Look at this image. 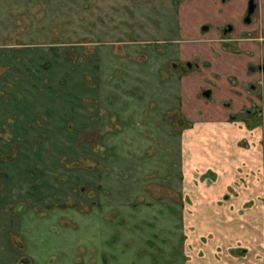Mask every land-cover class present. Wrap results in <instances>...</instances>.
Returning a JSON list of instances; mask_svg holds the SVG:
<instances>
[{"label":"rangeland","instance_id":"obj_1","mask_svg":"<svg viewBox=\"0 0 264 264\" xmlns=\"http://www.w3.org/2000/svg\"><path fill=\"white\" fill-rule=\"evenodd\" d=\"M180 2L0 0V264H189Z\"/></svg>","mask_w":264,"mask_h":264},{"label":"crops","instance_id":"obj_2","mask_svg":"<svg viewBox=\"0 0 264 264\" xmlns=\"http://www.w3.org/2000/svg\"><path fill=\"white\" fill-rule=\"evenodd\" d=\"M249 1L181 0L180 38L170 40L178 43L175 60L192 62L173 69L175 85L187 130L204 143H188L193 154L181 158L185 217L195 247L189 264L264 260V120L256 123L264 117V0H256L253 21L243 24ZM227 23L235 31L225 36ZM204 236H212L207 244L201 243Z\"/></svg>","mask_w":264,"mask_h":264},{"label":"flooded vegetation","instance_id":"obj_3","mask_svg":"<svg viewBox=\"0 0 264 264\" xmlns=\"http://www.w3.org/2000/svg\"><path fill=\"white\" fill-rule=\"evenodd\" d=\"M255 1V3H256V8H255V11L251 14V16H250V21H247V16H248V12H249V5H250V1H249V5H248V9H247V13H246V15H245V17H244V20H245V22L246 23H251L252 21H253V17H254V15H255V12H256V9H257V7H258V3H257V1L256 0H254ZM222 31H223V35H225V36H228V35H231L234 31H235V27H234V25L232 24V23H227L223 28H222ZM174 64V63H173ZM180 66V68H186V67H191L192 66V62H190V61H187L185 64H182V63H180L179 64V62L177 63V64H174V67H179ZM206 91V90H205ZM204 95V94H203ZM205 96V95H204ZM246 112H248V111H246ZM249 113H256V112H254V111H249ZM83 192V191H82Z\"/></svg>","mask_w":264,"mask_h":264},{"label":"water","instance_id":"obj_4","mask_svg":"<svg viewBox=\"0 0 264 264\" xmlns=\"http://www.w3.org/2000/svg\"><path fill=\"white\" fill-rule=\"evenodd\" d=\"M256 8V3L254 0H250V5H249V12H248V16H247V21H250V16L251 14L255 11ZM203 94L206 97H209L211 95V91L210 90H206L203 92Z\"/></svg>","mask_w":264,"mask_h":264}]
</instances>
